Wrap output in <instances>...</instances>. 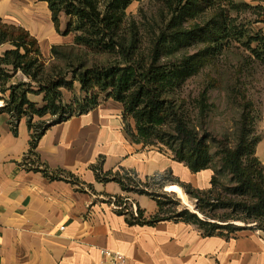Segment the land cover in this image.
<instances>
[{
  "label": "trees",
  "instance_id": "1",
  "mask_svg": "<svg viewBox=\"0 0 264 264\" xmlns=\"http://www.w3.org/2000/svg\"><path fill=\"white\" fill-rule=\"evenodd\" d=\"M42 1L48 4L57 31L60 32V17L65 14L69 22L64 35H74L70 47L51 49L54 62L50 65L36 38L23 27L0 18V47H11L0 56V103H4L0 116L10 117L16 136L21 121L27 120L31 140L24 162L36 166V172L52 181L72 178L63 170L53 171L41 163L40 141L53 126L87 115L102 101L112 99L123 105L124 129L133 142L162 152H166L164 147L168 148L173 159L194 174L214 168L217 172L212 177L211 189L201 191L170 178L169 174H158L142 182L135 173L103 174L101 166H95L98 181L116 182L125 192L147 195L158 203L159 215L146 220L138 210L136 218L130 213L126 215L130 224L155 225L179 220L197 226L206 236L225 235L224 230L231 235L243 230L233 224H218L214 215L219 210H231L242 215L231 219L260 221L258 229L262 228L264 166L256 156L260 138L253 135L249 115L241 114L235 141L230 143L217 138L205 123V101L199 103V120L195 122L175 96L186 81L196 76L201 64L219 51L221 47L214 44L219 46L228 39L229 18L221 4L227 1L233 6L232 0H159L164 11L148 23L144 17L146 25L127 13L140 0ZM214 8L219 9L218 21L190 23ZM253 42L259 44L257 49L251 47ZM191 47L197 48L195 53L187 52ZM247 48L261 57L264 37L249 39ZM74 51L81 53L75 55ZM90 55L101 59L90 60ZM76 91L79 97L65 100V92ZM31 96H43V107H38ZM47 117L49 121H45ZM224 172L231 176V188L219 181ZM170 182L179 184L187 195L198 200L205 220L187 210L169 209L168 195L163 189ZM219 185L231 197L224 193L215 197Z\"/></svg>",
  "mask_w": 264,
  "mask_h": 264
},
{
  "label": "crops",
  "instance_id": "2",
  "mask_svg": "<svg viewBox=\"0 0 264 264\" xmlns=\"http://www.w3.org/2000/svg\"><path fill=\"white\" fill-rule=\"evenodd\" d=\"M255 2L264 5L248 0ZM0 18L36 38L44 58L54 46L73 44L74 35H64L69 18L61 15L58 32L42 0H0ZM10 49L0 47V56ZM30 98L43 107V96ZM123 113L122 104L108 99L87 115L53 126L40 141V161L72 175L55 181L24 162L31 140L27 120L16 136L10 117L0 116V264H100V249L123 253L127 264H264L261 232L206 236L179 220L128 222L133 204L150 220L160 214L158 203L116 182L98 181L95 166L103 174L135 173L142 182L169 174L201 191L211 189L213 172L194 174L169 153L136 144L124 129ZM124 203L127 211L118 210Z\"/></svg>",
  "mask_w": 264,
  "mask_h": 264
},
{
  "label": "rangeland",
  "instance_id": "3",
  "mask_svg": "<svg viewBox=\"0 0 264 264\" xmlns=\"http://www.w3.org/2000/svg\"><path fill=\"white\" fill-rule=\"evenodd\" d=\"M232 3H234L233 6L227 1H223L221 4L229 18L228 39L220 42L219 46L214 44L216 47H221L219 51L215 56L208 58L201 64L196 76L186 81L175 96L179 99L185 111L192 114L195 122L197 119L199 120V103L205 101L207 110L204 116L205 123L217 138L228 140L230 143L235 141L237 122L241 114L246 112L249 115L253 135L260 138L256 156L264 166V51L259 50V54L262 56L257 57L247 48L249 39L264 37V5H258L256 2L249 4L248 0H232ZM237 6L240 7L239 10L236 9ZM163 11V5L159 0H140L134 2L127 13L130 17L146 25L144 24L146 22L144 17L147 18L148 23V20L152 21L153 18L159 17ZM218 12V8L208 10L204 15L192 19L190 23H201L206 19L218 21ZM71 45L67 44L65 46L70 47ZM201 46L203 47V45ZM251 47L257 49L259 44L253 42ZM196 50V47H191L187 52L195 53ZM66 51L71 53L72 50ZM78 53L81 52L74 51L75 55ZM89 58L90 60L101 59L92 55ZM45 60L47 65L54 62L52 53L50 57L47 55ZM74 96H80L78 91H76V94L65 92L66 101H70ZM3 104L0 103V109ZM49 120L50 117L45 119V121ZM164 150L172 156L171 150L166 147H164ZM218 162L216 166L217 171L220 172L221 168ZM211 171L213 175H217L215 168ZM219 181L228 188L233 186L231 176L227 172L219 177ZM167 188L165 193L168 195L166 201L169 203V209H176L180 212L187 210L205 220L204 215L199 212L198 200L191 198L182 189L187 197L185 203L177 194L168 192ZM222 188L219 185V188L215 190V197L222 193H224V196L231 197L230 192ZM214 215L218 217L217 222L220 225L233 224L243 231L251 230L264 233V226L258 229L261 224L260 221H257L259 223L254 221L246 223L231 219L233 216H242L240 213H233L231 210H219ZM221 219L229 220V222H220ZM209 221L216 223L211 219ZM227 232L226 230L223 231L224 234H227Z\"/></svg>",
  "mask_w": 264,
  "mask_h": 264
},
{
  "label": "built area",
  "instance_id": "4",
  "mask_svg": "<svg viewBox=\"0 0 264 264\" xmlns=\"http://www.w3.org/2000/svg\"><path fill=\"white\" fill-rule=\"evenodd\" d=\"M117 209L127 211L128 208L126 203H124L122 205H118ZM132 212L135 217H138L137 207L134 204L132 205ZM99 253L101 257L100 264H127V257L121 252L109 249H100Z\"/></svg>",
  "mask_w": 264,
  "mask_h": 264
},
{
  "label": "bare ground",
  "instance_id": "5",
  "mask_svg": "<svg viewBox=\"0 0 264 264\" xmlns=\"http://www.w3.org/2000/svg\"><path fill=\"white\" fill-rule=\"evenodd\" d=\"M167 191L173 194H177L183 200V202L186 203L187 197L179 186H169L167 188Z\"/></svg>",
  "mask_w": 264,
  "mask_h": 264
}]
</instances>
